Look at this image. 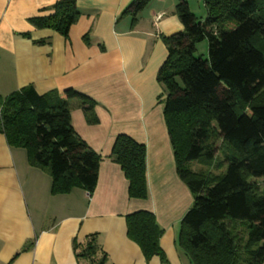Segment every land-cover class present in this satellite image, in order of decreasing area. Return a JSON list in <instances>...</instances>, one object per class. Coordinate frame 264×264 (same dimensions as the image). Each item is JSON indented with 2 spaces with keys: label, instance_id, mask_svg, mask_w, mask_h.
Listing matches in <instances>:
<instances>
[{
  "label": "trees",
  "instance_id": "16d2710c",
  "mask_svg": "<svg viewBox=\"0 0 264 264\" xmlns=\"http://www.w3.org/2000/svg\"><path fill=\"white\" fill-rule=\"evenodd\" d=\"M149 1L134 0L123 14L134 24ZM204 4L207 17L199 19L187 1L178 0L175 13L183 30L160 36L167 55L156 79L165 90V124L177 172L194 197L181 220L178 246L191 264H262L264 99L258 97L264 93V0ZM53 10L30 21L67 38L80 17L76 1L59 0ZM83 39L88 43L87 33ZM203 39L208 41L207 58L196 55V43ZM72 99L85 112L93 111L95 101L72 87L46 94L32 85L15 90L0 103V132L11 147L25 149L32 165L49 172L54 192L79 186L91 193L101 157L76 134ZM221 146L227 153L222 155ZM111 157L129 182L128 196L146 198L144 144L120 133ZM193 161L214 163L217 171L210 166L196 171ZM126 233L146 259L165 260L153 213L126 215ZM72 247L79 263L110 264L96 233L74 238Z\"/></svg>",
  "mask_w": 264,
  "mask_h": 264
},
{
  "label": "crops",
  "instance_id": "0c3cea01",
  "mask_svg": "<svg viewBox=\"0 0 264 264\" xmlns=\"http://www.w3.org/2000/svg\"><path fill=\"white\" fill-rule=\"evenodd\" d=\"M57 1L0 0V103L27 85L38 94L72 87L91 97L92 112L68 102L76 134L101 157L98 178L91 193L79 186L54 192L49 172L0 132V264H86L72 240L93 233L110 264H191L178 235L194 197L177 172L156 79L167 55L160 36L180 28L172 15L177 1L150 0L132 24L123 12L134 0H75L80 17L67 38L30 21L52 14ZM120 133L145 146L144 199L128 196L129 182L111 157ZM202 165L212 167L190 163L196 171L208 168ZM139 210L155 217L164 261L146 259L127 236L126 215Z\"/></svg>",
  "mask_w": 264,
  "mask_h": 264
},
{
  "label": "rangeland",
  "instance_id": "374dc122",
  "mask_svg": "<svg viewBox=\"0 0 264 264\" xmlns=\"http://www.w3.org/2000/svg\"><path fill=\"white\" fill-rule=\"evenodd\" d=\"M178 2V0H176ZM187 1L188 5H189V8L190 10L192 11V13H194L196 15V17H198L199 19H205L207 17V10L205 8V4H204V0H185ZM176 2V3H177ZM172 15H174L178 21V25H179V29H176V31H173L171 33H175V32H179V31H182L183 30V26L178 18V16L176 15L175 13V8L174 10L172 11ZM196 46H197V52H196V55H201L203 58H207L208 56V41L207 39H203L199 42L196 43ZM156 77H157V74H156ZM161 85V84H160ZM162 87V92H163V95L165 97V90L163 88V86L161 85ZM161 92V93H162ZM159 96V95H158ZM159 99V97H158ZM163 99V98H162ZM264 99V93H262L259 97H258V100H262ZM216 139V142L219 141L217 138ZM227 151V148H223V146H221V153L222 155L225 154V152ZM227 153V152H226ZM218 157H220V155H218ZM221 159H223L221 157ZM196 163V162H195ZM198 163V162H197ZM196 163V164H197ZM204 163H208V162H205ZM200 164V163H198ZM201 165V164H200ZM212 167H214V163L211 164ZM204 166L205 168L206 167H209L208 165H202ZM211 167V168H212ZM215 171L216 168H214ZM259 184L264 187V183H262V181L259 182ZM236 229H238V232L241 234V237L243 236V227L241 225L237 226Z\"/></svg>",
  "mask_w": 264,
  "mask_h": 264
}]
</instances>
